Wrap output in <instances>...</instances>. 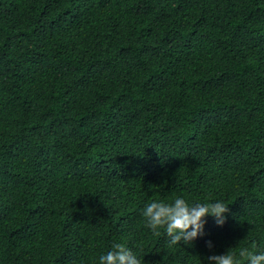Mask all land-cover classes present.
<instances>
[{
  "label": "trees",
  "instance_id": "1",
  "mask_svg": "<svg viewBox=\"0 0 264 264\" xmlns=\"http://www.w3.org/2000/svg\"><path fill=\"white\" fill-rule=\"evenodd\" d=\"M177 196L226 222L170 246L141 211ZM115 242L144 264L264 249V0H0V264Z\"/></svg>",
  "mask_w": 264,
  "mask_h": 264
},
{
  "label": "clouds",
  "instance_id": "2",
  "mask_svg": "<svg viewBox=\"0 0 264 264\" xmlns=\"http://www.w3.org/2000/svg\"><path fill=\"white\" fill-rule=\"evenodd\" d=\"M228 204L217 199L210 202H193L183 196L171 201L152 200L141 211L146 226L153 231L163 228L169 238V245L183 242L191 245L198 236H203L207 218L212 217L217 225L226 222ZM211 246V241L206 242ZM181 244V243H180ZM264 264V249L255 251L241 248L239 253L226 251L222 254L207 256L208 264ZM97 264H144L141 254L133 251L124 243L115 242L97 257Z\"/></svg>",
  "mask_w": 264,
  "mask_h": 264
}]
</instances>
